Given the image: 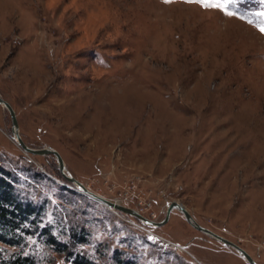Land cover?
<instances>
[{
	"label": "rangeland",
	"instance_id": "1",
	"mask_svg": "<svg viewBox=\"0 0 264 264\" xmlns=\"http://www.w3.org/2000/svg\"><path fill=\"white\" fill-rule=\"evenodd\" d=\"M260 11V0H0V94L23 141L56 148L91 191L154 221L179 201L264 264ZM1 168L40 214L23 241H0V259L59 264L49 228L69 245L84 232L71 248L90 264H251L178 208L155 225L79 192L54 154L15 141L0 103Z\"/></svg>",
	"mask_w": 264,
	"mask_h": 264
},
{
	"label": "trees",
	"instance_id": "2",
	"mask_svg": "<svg viewBox=\"0 0 264 264\" xmlns=\"http://www.w3.org/2000/svg\"><path fill=\"white\" fill-rule=\"evenodd\" d=\"M7 173L2 168L0 169V241L8 244H17L23 241L22 239L26 233L29 235L36 231L40 209L38 210L32 202H24L21 198L17 197L11 181L7 180L4 176ZM42 229L41 233L46 236L45 243H51L56 247V251L60 252L59 255L55 256L56 262L59 264H65L68 261H71V264L91 263L85 254H81L80 251L71 248L75 242H86L84 232H82L80 238V232L72 229L69 233L71 238L70 244L72 245H69L66 241L59 240L56 234H53L49 228ZM0 261L1 264H35L31 254L24 255L22 253L10 255L7 258L0 259ZM126 263H128L126 260L123 261L119 258L118 264Z\"/></svg>",
	"mask_w": 264,
	"mask_h": 264
},
{
	"label": "water",
	"instance_id": "3",
	"mask_svg": "<svg viewBox=\"0 0 264 264\" xmlns=\"http://www.w3.org/2000/svg\"><path fill=\"white\" fill-rule=\"evenodd\" d=\"M0 103L4 104L5 107L9 110L10 115H11V119H12V134L14 136V138L17 140L18 144L25 150L31 153H39V154H47V153H52L55 155L57 162H58V166L59 169L61 170V172L69 179L73 180V182L75 183V185L78 187L77 190L81 193L87 194L89 196H91L92 198L106 204L109 207H113V208H117L120 209L122 211L128 212L130 214H133L135 216H137L138 218L142 219L145 222L151 223V224H155V225H159L164 223L165 221H167V219L169 218V215L171 213V210L173 208H178L184 215L185 219L191 223L195 228L210 234L211 236L217 238L218 240L224 242L225 244L235 248L241 255H243L251 264H260L258 263L244 248L240 247L238 244H236L235 242H233L232 240L226 238L225 236L215 232L214 230L200 224L191 214V212L185 207V205L179 201L176 200H172L167 204V208H166V213L165 216L159 220V221H154L152 219H148L145 216H143L141 213H139L136 209L125 206L121 203H119L116 200H111L101 194L95 193L93 191H91L89 188H87L81 181H79L78 179H76L75 177H73V175H71L70 173H66V167H65V163L64 160L60 154V152L56 149L53 148L51 146H44V147H32L27 145L23 139L21 138L19 132H18V121H17V117H16V113L15 110L13 109V107L11 106V104L5 99L3 98V96L0 94Z\"/></svg>",
	"mask_w": 264,
	"mask_h": 264
},
{
	"label": "snow or ice",
	"instance_id": "4",
	"mask_svg": "<svg viewBox=\"0 0 264 264\" xmlns=\"http://www.w3.org/2000/svg\"><path fill=\"white\" fill-rule=\"evenodd\" d=\"M165 3H170L171 0H164ZM185 2H193V0H185ZM195 2L197 3H202L204 4L205 7H210L212 9H221V8H225L229 5L234 6L237 3V0H223V4L220 3H211L208 4L206 2V0H195ZM260 4L262 6H264V0H260ZM228 16L233 17L236 16L238 13L237 12H233V11H227L226 13ZM254 15L259 18V20L264 23V11H260V12H256L254 13ZM241 19H243V17H240ZM248 23H252V20H249ZM262 34H264V26H260L258 29ZM149 239H151V237H149Z\"/></svg>",
	"mask_w": 264,
	"mask_h": 264
},
{
	"label": "bare ground",
	"instance_id": "5",
	"mask_svg": "<svg viewBox=\"0 0 264 264\" xmlns=\"http://www.w3.org/2000/svg\"><path fill=\"white\" fill-rule=\"evenodd\" d=\"M3 106H5L4 104H2ZM14 137V136H13ZM15 139V138H14ZM15 141L17 142V140L15 139ZM18 143V142H17Z\"/></svg>",
	"mask_w": 264,
	"mask_h": 264
}]
</instances>
